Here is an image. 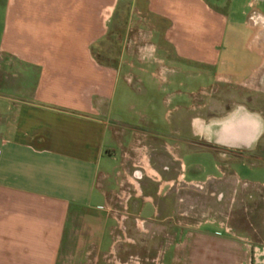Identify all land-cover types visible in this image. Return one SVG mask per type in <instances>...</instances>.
I'll return each instance as SVG.
<instances>
[{"label": "crops", "instance_id": "0c3cea01", "mask_svg": "<svg viewBox=\"0 0 264 264\" xmlns=\"http://www.w3.org/2000/svg\"><path fill=\"white\" fill-rule=\"evenodd\" d=\"M120 5L130 33L108 65L92 49ZM0 12V264H96L131 249L120 223L160 233L183 216L155 264H264L263 209L261 244L256 229L251 242L193 222L194 190L264 187L222 159L264 140L263 14L248 19L260 46L241 75L221 59L228 19L206 0H0Z\"/></svg>", "mask_w": 264, "mask_h": 264}, {"label": "rangeland", "instance_id": "374dc122", "mask_svg": "<svg viewBox=\"0 0 264 264\" xmlns=\"http://www.w3.org/2000/svg\"><path fill=\"white\" fill-rule=\"evenodd\" d=\"M206 2L211 8H218L221 12L223 11L228 19L221 49V59L229 62L230 65H233L232 67L236 65L241 67V75H244L250 66L253 67L258 62L257 53L260 46V43L254 38L255 35H258V32L252 29L248 19L249 17L252 18V13L256 11L264 15V3L255 7L252 6V0H206ZM131 9V5H120L112 28H109L106 37L93 47L92 52L99 62L108 65L115 64V55L120 52L122 42L125 41L126 36L130 33L126 29V24L132 16ZM0 19H3L2 12H0ZM257 29L260 30V33L264 34V25L258 24ZM225 69L229 71L228 67ZM0 84H2V81ZM262 150H264V140L260 143L259 152L253 153L250 157L235 159L234 157L225 155L222 156V159L225 165L238 162V160L245 162L247 165L244 167L240 165L232 166L239 174V178L242 181H258L261 183L264 181V170L256 172L249 165L256 163L255 158L264 161V152ZM225 170V178L228 180L233 179L232 171L228 167ZM193 195L194 210L198 212L205 210V213L203 212L199 215L200 217L203 216V218L193 219L195 224L208 221L214 226H218V224L224 223L226 228H232L235 234L251 242L252 230L256 229L255 232L253 231L254 243L261 244V240L263 239L261 234L262 228L258 224L262 209L264 212V187L256 186L253 189L251 186H244L243 184H239L238 187H232L230 183H226L215 190L211 187L204 188L203 190H194ZM252 200L255 202L253 218ZM183 208L182 206L181 209L184 210ZM206 211L210 213L214 212V216H207ZM186 222L184 216L164 221L161 224L160 233H154L152 228L150 230L144 229L147 233L135 230L132 226L129 229H124L120 223L117 227L121 228L119 231L124 234V237H122L126 241L125 244H128L131 249L127 252H120L121 256L120 253H116L115 255L114 252L107 254L96 264H102L105 261L108 264H119L116 260L121 258L125 260L123 264H155L154 257H157L156 248L159 245L167 246V244L177 240L186 230ZM203 229L208 232L214 230L210 226H206ZM167 259V253H164L162 257L158 255L157 258L161 263H164Z\"/></svg>", "mask_w": 264, "mask_h": 264}, {"label": "built area", "instance_id": "2783aa9c", "mask_svg": "<svg viewBox=\"0 0 264 264\" xmlns=\"http://www.w3.org/2000/svg\"><path fill=\"white\" fill-rule=\"evenodd\" d=\"M252 22V21H251Z\"/></svg>", "mask_w": 264, "mask_h": 264}]
</instances>
